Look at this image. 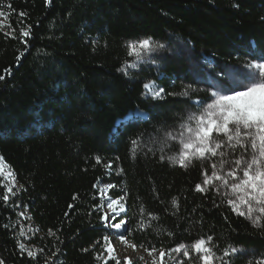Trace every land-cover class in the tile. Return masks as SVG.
Listing matches in <instances>:
<instances>
[{"label":"trees","instance_id":"16d2710c","mask_svg":"<svg viewBox=\"0 0 264 264\" xmlns=\"http://www.w3.org/2000/svg\"><path fill=\"white\" fill-rule=\"evenodd\" d=\"M7 4L11 10L0 8L10 26L0 31V156L23 188L9 204L0 201L4 264H45L46 258L50 264H101L103 237L113 233L96 206L109 183L117 185L109 196L126 194V238L142 251L212 235L218 254L228 244L243 250L231 264L264 257V229L231 213L221 197L194 190L202 179L199 164L185 170L161 161L158 145L155 154L145 148L133 158L129 151L131 139L143 134L147 142L195 111L192 101L210 94V76L221 78L226 67L264 56V0H0ZM27 25L32 35L26 45L20 32ZM12 29L15 38L5 35ZM144 38L167 50L156 64L127 55L126 43ZM183 49L198 65L179 56ZM133 62L139 67H129ZM151 81L176 95L145 96L143 85ZM188 85L198 90L189 89L191 99L181 95ZM137 110L146 118L117 128ZM17 202L20 207H12ZM141 205L145 223L149 213L159 217L143 231ZM20 211L31 217L28 246L44 250L35 260L17 246Z\"/></svg>","mask_w":264,"mask_h":264},{"label":"snow or ice","instance_id":"6c2138e0","mask_svg":"<svg viewBox=\"0 0 264 264\" xmlns=\"http://www.w3.org/2000/svg\"><path fill=\"white\" fill-rule=\"evenodd\" d=\"M51 2L52 0H46L48 4ZM0 8L11 10V4L0 5ZM19 15L23 17L26 13L21 12ZM0 17H6L5 11L0 10ZM5 27L10 26L0 22V31ZM15 31L12 29L5 35H13ZM31 35V25H27L20 32L21 39L26 45ZM13 38H15L14 35ZM125 47L127 55L135 57L137 62L151 63L148 55L163 48L164 45L154 42L151 38H144L129 41ZM23 55L24 53L21 52L20 56ZM129 67L136 68L139 64L133 62ZM243 67L247 71L239 78L227 72L225 79L210 81L211 91L208 98L193 100L192 106L195 111L189 110L181 116L175 128L158 130L160 134L150 137L147 142L142 139L143 134H140L131 139L129 151L133 158L136 157L138 151L143 152L145 148L148 152L155 154L154 146L158 145L161 161L167 160L172 166L185 170L199 164L202 179L195 184L194 190L201 194L212 192L221 197L222 203L231 213L244 217L255 228L264 229V56H261L258 61L247 62ZM123 72L127 75L128 69H123ZM4 79L5 76L0 75V81ZM143 87L144 95L151 96L153 99H163L165 95H176V93H165L164 88L157 85L155 81L146 82ZM189 89L192 92L198 91L192 89L191 85L186 86L181 94L186 99H191ZM145 118L146 114L137 110L120 121L117 128ZM117 128L113 129L115 135H119ZM116 159L118 160L119 157ZM95 160L97 164L101 163L99 156ZM105 167L111 171L112 162L109 161ZM118 171L122 173L123 169L120 168ZM5 180L8 183H4ZM116 187L115 184H107L106 188L100 190L101 195H104L107 189ZM0 188L4 190L0 195V201L5 205L9 204L11 198L17 196L23 188L22 185H18L14 169L6 163L3 156H0ZM105 201L106 203L102 202L96 206L104 212L101 219L108 222L107 227L118 230L119 239L127 243L126 235L129 234L130 228L128 221L121 216L127 211L126 194L115 199L112 196H106ZM171 204L178 212L177 198H173ZM214 206L220 207L221 205L214 203ZM12 207L19 208L20 205L17 202ZM144 211L141 205L139 209L141 219L138 221V228L141 231L151 227L153 221L159 220L158 216L149 213L147 223H145ZM18 215L26 219L31 218L25 211H20ZM4 227L8 228L9 225L6 224ZM28 231H33V229L29 228ZM34 231L38 232L39 229ZM55 234L51 229L48 230V235L54 236ZM168 235L173 234L169 232ZM19 237H27L23 225L19 229ZM103 239L105 241L104 251L108 254V260H114L115 264H120L109 237L104 236ZM213 239L212 235L200 236L190 243L181 242L167 250L158 249L153 245L145 251L153 257L151 264H165L166 256L173 264H185V259L189 261V264H231V257L243 252L242 249L228 244L221 250L222 255L218 254L216 251L218 245L213 243ZM17 246L22 253L26 252L27 256L34 260L44 252L42 248L33 251L28 244L19 239ZM130 246L136 249V245ZM56 251L59 252V249ZM156 253L158 256L154 255ZM173 253L176 255L174 256ZM181 254L185 259H177ZM53 255L55 256L56 253ZM97 259H103L102 255L98 254ZM125 259L127 264H131V258L126 257ZM140 259L143 260V257ZM108 260H104V264H108ZM0 264H4L3 260H0ZM45 264H50L47 258ZM248 264H264V257L257 258L254 262L249 260Z\"/></svg>","mask_w":264,"mask_h":264},{"label":"rangeland","instance_id":"374dc122","mask_svg":"<svg viewBox=\"0 0 264 264\" xmlns=\"http://www.w3.org/2000/svg\"><path fill=\"white\" fill-rule=\"evenodd\" d=\"M0 22H2L4 25H7V17H0ZM5 28H3V30ZM166 51L167 50H163V48H161V49H158L155 52L150 53L148 55V58L152 61L151 64H156L157 60L159 59V57L161 55H163V53H165ZM179 56L184 58L186 61H188V63L191 64V67H192V65H194V66L198 65L197 59H195V57L192 56V54L188 50H185V49L181 50ZM243 66L244 65H241V66H228V67H226L225 74L227 72H231L234 76L239 78L242 73L247 71V69L244 68ZM225 78H226V75H224L221 78L210 76L208 81H207L208 82L207 83L208 88L205 89V90H207V93L208 92L210 93V91H211V89H210V81L223 80ZM109 190L110 189H107L105 194L103 195L104 199H105L106 196H109L108 195V191ZM104 202L106 203V201H104ZM25 212L29 215V213L27 211H25ZM123 215H125V214H121V216H123ZM21 218H22L21 225L24 226L25 231L27 232V237H20V238H21L22 242H25L26 244H28L27 242H28V240L31 239L30 233L32 232V231H28V229L29 228L33 229V227H32V224L30 222V219H26L25 217H21ZM113 222H116V221H113ZM107 223L108 222L106 221V225H107ZM107 228H109V227H107ZM109 230L113 233V235L109 236V240H110V242L112 244V247L115 250V254L119 258L121 264H122V262H123V264L127 263V261L125 259L126 257L131 258V263L132 264L135 263V262H139L141 264H145V262H148V264H151V261H152L153 257H150L146 251H142L138 247H136V249L134 250L130 246L133 243H131L129 241L127 243H125L124 241H121L119 239V235L117 234L118 230L112 229V228H109ZM154 255L158 256V253H156ZM173 255L175 256L176 254L173 253ZM102 257H103V259H99V260H100L101 264H104V260H108V254L104 251L102 253ZM140 257H143V260H141ZM177 259H185V258H183L182 254H181L180 256L177 257ZM108 261H111V260H108ZM165 264H173V262L171 261V259L169 257L166 256L165 257ZM185 264H189V261L187 259H185Z\"/></svg>","mask_w":264,"mask_h":264},{"label":"bare ground","instance_id":"6f19581e","mask_svg":"<svg viewBox=\"0 0 264 264\" xmlns=\"http://www.w3.org/2000/svg\"><path fill=\"white\" fill-rule=\"evenodd\" d=\"M126 241L128 242L129 240H127V238H126ZM130 242V241H129ZM127 264V263H126ZM132 264V263H131Z\"/></svg>","mask_w":264,"mask_h":264}]
</instances>
